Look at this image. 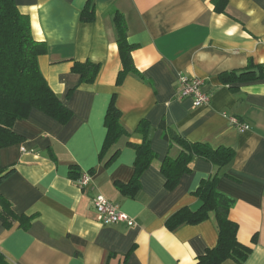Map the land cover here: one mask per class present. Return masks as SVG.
<instances>
[{
	"label": "crops",
	"instance_id": "1",
	"mask_svg": "<svg viewBox=\"0 0 264 264\" xmlns=\"http://www.w3.org/2000/svg\"><path fill=\"white\" fill-rule=\"evenodd\" d=\"M28 15L31 35L44 41L40 71L60 101L71 110L61 123L31 108L12 126L22 140L0 149V163L13 171L0 193L22 221L0 220V250L10 264H197L217 241L212 218L170 229L167 219L182 207L195 209L202 181L217 174V188L232 198L229 217L238 224V240L251 251L242 264H264V0H227L217 12L211 0H14ZM92 20H82L83 11ZM116 13L134 44L137 72L116 84L121 61L114 24ZM100 63L93 83H80L75 61ZM251 66L255 78L226 82V73ZM180 75L198 77L209 101L194 106L178 97ZM129 140L141 120L156 157L143 170L132 194L118 190L133 173L135 150L123 137L99 156L111 97ZM228 116L249 128L240 130ZM192 142L234 151L217 167L195 156L189 171L168 188L160 164L179 152L164 139L159 122ZM172 134V133H171ZM72 165L91 179L80 188L69 175ZM102 194L134 221L101 223L93 197ZM220 264H237L226 259Z\"/></svg>",
	"mask_w": 264,
	"mask_h": 264
},
{
	"label": "trees",
	"instance_id": "2",
	"mask_svg": "<svg viewBox=\"0 0 264 264\" xmlns=\"http://www.w3.org/2000/svg\"><path fill=\"white\" fill-rule=\"evenodd\" d=\"M217 12H224L227 0H211ZM92 10H84L82 20H92ZM114 24L117 32V46L121 61L116 84H120L129 72H137L132 59L134 44L127 41V25L124 17L116 13ZM47 52L44 41L35 40L30 31L28 15L22 13L14 0H0V149L22 140L12 126L16 120L27 116L31 108L41 110L61 123L67 122L72 112L67 108L49 86L40 71L38 57ZM100 69V63L91 60L75 61L72 71L80 75V83H93ZM251 66L239 73H226L224 80L232 82L255 78ZM104 124L105 138L99 153L104 158L111 151L109 159L113 158L119 149L114 148L121 138H127L126 144L135 150L134 169L127 183L117 182L119 191L132 194L138 187L139 177L143 170L156 157L155 151L147 138V122L141 120L135 132L142 133V142L137 143L128 139L130 132L120 119V111L115 106L112 96L108 104ZM163 137L177 142L179 152L175 157L166 156L160 164V170L165 177V184L173 188L180 176L189 171V162L195 156L202 157L214 163L217 167L229 164L234 151L229 147L212 148L203 142H192L169 130L164 119L159 122ZM172 133V134H171ZM13 167H3L0 163V184L10 175ZM91 173V171H88ZM72 179L77 180L81 172L72 165L69 170ZM217 174L204 180L195 191L200 204L197 208L182 207L166 221L170 229L181 225L196 223L212 216L216 230L217 241L208 248L205 254L197 258V264H220L226 259H232L242 264L250 254V247L241 243L237 238L238 224L229 217L233 200L217 188ZM22 221L23 227L29 223L28 218H21L11 208L10 202L0 193V220L8 226L13 219ZM0 264H10L0 250Z\"/></svg>",
	"mask_w": 264,
	"mask_h": 264
},
{
	"label": "built area",
	"instance_id": "3",
	"mask_svg": "<svg viewBox=\"0 0 264 264\" xmlns=\"http://www.w3.org/2000/svg\"><path fill=\"white\" fill-rule=\"evenodd\" d=\"M179 94L178 97L190 98L194 106L206 104L209 101V94L203 88V80L198 77H186L180 75L178 78ZM231 124L238 127L240 130L248 129L246 123H242L238 118L228 116ZM91 179L89 172H82L80 177L76 180L77 185L82 188ZM93 207L97 212V218L101 223H114L118 221L125 222L128 226L134 225L132 217L126 212L119 209V207L107 199L102 194H96L92 200Z\"/></svg>",
	"mask_w": 264,
	"mask_h": 264
}]
</instances>
